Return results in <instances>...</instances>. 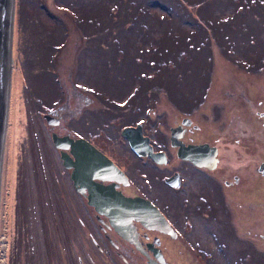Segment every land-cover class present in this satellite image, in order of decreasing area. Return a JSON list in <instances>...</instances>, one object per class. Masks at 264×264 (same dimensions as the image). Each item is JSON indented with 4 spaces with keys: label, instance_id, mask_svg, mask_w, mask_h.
<instances>
[{
    "label": "rangeland",
    "instance_id": "374dc122",
    "mask_svg": "<svg viewBox=\"0 0 264 264\" xmlns=\"http://www.w3.org/2000/svg\"><path fill=\"white\" fill-rule=\"evenodd\" d=\"M11 3L8 264H59L60 246L65 254L72 252L67 251L63 224L72 219L75 205L66 197L67 212L63 199L60 202L52 176L59 174L60 166L46 130L53 124L42 116L46 110L53 112L64 97L72 102L77 91L88 102L82 100L77 118L67 119L71 118L72 134L89 137L94 131L111 129L107 121L117 116L122 121L134 119L139 108L121 115L123 109L129 103L138 105L141 92L152 89L147 87L161 85L157 113L163 112L169 122L174 109L188 112L206 129H213L208 140L224 148V166L239 165L238 158L227 154L254 138L245 133L251 122L255 124L253 109L241 104L237 94L264 84V0ZM135 87L139 93L132 95L137 93L131 92ZM221 91L228 93H221L220 109L213 104ZM129 92L132 96L127 97ZM198 108L209 113L198 114ZM65 109L74 108L63 106L61 111ZM226 124L229 128L220 136V125L223 133ZM239 160L241 165L246 162ZM197 179L196 193H203L214 214H221V223L198 220L196 224L206 240L205 252L221 257L225 251L224 264H235V255L253 259V249L237 237L231 220L238 210L235 194L227 195L213 174L199 173ZM214 195H221V204ZM218 241L221 248L215 249ZM74 253L77 258L78 252ZM66 264H75L73 254Z\"/></svg>",
    "mask_w": 264,
    "mask_h": 264
},
{
    "label": "flooded vegetation",
    "instance_id": "af4514ba",
    "mask_svg": "<svg viewBox=\"0 0 264 264\" xmlns=\"http://www.w3.org/2000/svg\"><path fill=\"white\" fill-rule=\"evenodd\" d=\"M147 88L152 89L141 92L142 96L138 105L129 103L121 112V115H124L130 108H139L134 119L128 118L127 121H122V118L117 116L107 121V123L111 122L109 124L111 129L94 131L95 133L89 137L72 134L73 129L68 127L71 118L67 121L70 116L77 118L81 112L79 107L82 106V100L87 96H81V93L77 91L72 102L68 104L67 97H64L62 104L50 112L53 117L48 120L53 126L46 128L49 134L53 131L60 137L64 135L73 139L81 137L117 168V170H107L101 160L88 161L77 168L74 185L70 178L71 168L62 165L59 149L54 148L60 169L59 174L52 176L60 202L63 199L65 204L67 197L72 198L71 203L75 205L72 219L63 224L68 232L66 234L68 236L67 251L72 252L65 254L66 249L60 246L59 264H66V260L71 261L72 254L75 264H88V261L91 264H224L225 251L221 252V257L215 256L213 252L206 253V240H203V237L198 234L199 229L196 228V224H200L199 221L221 223V214L219 216L214 214L213 206L208 203L207 197L203 193H196L195 187L198 186L197 174L199 173L215 175L223 189H226V194L230 196L229 193L233 192L239 200L236 208L238 210L234 220H231L234 222L233 227L237 237L248 241L254 253L252 252L253 259L246 255H237V257L235 255V264H256L264 261V102L262 101L264 84L250 87L251 90L241 89L237 94L241 104L246 105L248 110L253 109L255 124L251 122L245 132L254 138L243 143L242 148H235V154L233 150L227 154L238 158L239 165L235 168L225 167L221 162V158L226 156V153L222 151L224 148H218L209 142L208 137L213 129L209 131L203 122L199 123L192 115L178 107L170 113L168 122L163 112L157 113V101L160 100L159 93L163 87L155 85ZM137 91L138 87L131 90L132 93ZM221 93L228 92H219L218 100L213 104L220 109ZM132 95L129 92L127 97ZM85 102H88L87 99ZM152 104L154 107H151ZM63 106L74 109L72 112L71 109L61 111ZM75 109L78 113L74 112ZM201 109H197L198 114L209 113ZM218 120H221V112ZM88 121L86 120L85 124ZM124 127L137 129L130 130L131 138L136 142L134 148L120 134ZM225 127L223 134L220 125V136L226 134L229 125L226 124ZM172 129L175 131L172 132ZM158 134L162 135L161 143L158 140ZM170 136L177 143L176 145H171ZM178 142L184 146L207 144L214 147L211 148L214 149V154H211L210 150H205L206 148H189L190 152H188V156L193 159H203L208 163L212 161L213 167L197 166L178 157L176 155ZM249 144L251 147L248 146ZM65 145L64 141L62 146ZM83 147V145H77L74 148L82 150ZM107 148H112L111 153L107 151ZM135 148L138 150L136 151ZM65 151L68 152V149ZM151 153H156L155 158L158 161L149 155ZM119 158H123L124 161L122 162ZM239 158L246 160L244 165H241L242 161ZM95 165L101 167V170L94 168L92 171L91 168ZM90 173L96 174L97 177H93L91 181H82L83 175ZM169 179L171 183L167 181ZM247 179L250 181L247 182ZM94 184L106 186L110 191L105 196L96 193L89 195ZM107 194H118L135 202L134 215L131 214L128 220L131 230L127 228V231L132 233L130 237L132 240L119 235L104 213L109 211V208L107 204L99 200ZM246 194L252 197L247 198ZM90 198L93 202L91 204L88 202ZM228 198L224 195L225 200H229ZM214 200L221 204V195H214ZM65 207L67 212H70L66 204ZM152 207L163 216L168 226L159 223ZM219 211L221 213V208ZM70 221L76 222V226L72 227L69 224ZM198 235L202 241H199ZM218 243L220 245L216 244L215 249L221 248V242L218 241ZM75 251L78 252L77 258H75ZM95 259L98 262L92 261ZM216 260H220V263Z\"/></svg>",
    "mask_w": 264,
    "mask_h": 264
},
{
    "label": "water",
    "instance_id": "95a60500",
    "mask_svg": "<svg viewBox=\"0 0 264 264\" xmlns=\"http://www.w3.org/2000/svg\"><path fill=\"white\" fill-rule=\"evenodd\" d=\"M10 59H11V0H0V264H8L9 260V206H10V165H9V129H10ZM51 117L50 111H47L42 118L45 119L46 123L49 122ZM137 130L136 128L124 127L121 129L120 133L124 136L129 145H136L135 140L131 138L130 130ZM175 129H172L174 132ZM138 134V131H137ZM140 136V132H139ZM50 140L52 145L59 149V159L62 165L66 168H71L70 178L73 184L76 181L77 168L80 165L94 160H101L104 163V168L107 170H117V168L108 160L104 155L97 151L93 146L85 139L71 138L68 135L57 136L55 133H50ZM66 142L65 146H62L63 142ZM171 145H176L177 143L172 140L170 136ZM77 145H83L82 150H77L74 148ZM89 147V148H88ZM189 148H206L205 150L211 151L214 154V147L207 144L194 145V146H184L178 142V148L176 155L182 159H186L197 166H205L207 168L213 167L212 161L208 163L203 159H193L188 156L190 152ZM68 149V152L65 150ZM136 151L138 150L135 148ZM139 152V151H138ZM140 153V152H139ZM143 153V152H141ZM70 155V156H69ZM153 159L158 161L155 156L156 153L149 154ZM101 170V167L95 165L93 169ZM113 168V169H112ZM93 177H97L96 174H84L82 181H91ZM169 183L170 179L167 180ZM75 185V184H74ZM93 189L90 191L92 193L105 196L110 189L106 186H99L94 184ZM88 195V196H89ZM93 199V198H92ZM103 204H107L109 211H104L108 216L111 224L113 225L115 231L126 239L132 240V233L127 231L128 220L132 215H134V201L131 199H126L121 195L107 194L99 200ZM89 204L93 203L91 198L89 199ZM149 204V203H148ZM152 210L155 213L156 218L159 223L163 226H168L167 222L163 216L154 208ZM130 229V228H129ZM131 230V229H130Z\"/></svg>",
    "mask_w": 264,
    "mask_h": 264
},
{
    "label": "bare ground",
    "instance_id": "6f19581e",
    "mask_svg": "<svg viewBox=\"0 0 264 264\" xmlns=\"http://www.w3.org/2000/svg\"><path fill=\"white\" fill-rule=\"evenodd\" d=\"M12 4V3H11ZM12 14H13V8H12V5H11V26H12V22H13V17H12ZM10 63H11V59H10ZM124 137V136H123ZM113 169V168H112Z\"/></svg>",
    "mask_w": 264,
    "mask_h": 264
},
{
    "label": "trees",
    "instance_id": "16d2710c",
    "mask_svg": "<svg viewBox=\"0 0 264 264\" xmlns=\"http://www.w3.org/2000/svg\"><path fill=\"white\" fill-rule=\"evenodd\" d=\"M180 20V18H178ZM182 20V19H181ZM183 21V20H182ZM179 22V21H178ZM87 126L90 125V122L88 124H86Z\"/></svg>",
    "mask_w": 264,
    "mask_h": 264
}]
</instances>
